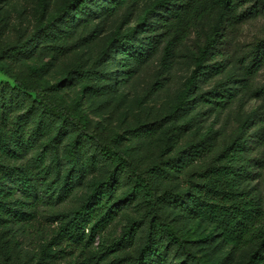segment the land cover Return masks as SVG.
<instances>
[{
  "label": "trees",
  "instance_id": "16d2710c",
  "mask_svg": "<svg viewBox=\"0 0 264 264\" xmlns=\"http://www.w3.org/2000/svg\"><path fill=\"white\" fill-rule=\"evenodd\" d=\"M48 4L39 0L32 33H0V74L9 79L0 81V264H114L119 256L124 264H230L237 256L264 264V196L255 182L264 121L230 135L202 124L264 65L263 37L238 60V75L229 67L247 16L238 0ZM191 35L193 69L165 113L117 133L84 107L115 110L142 65L159 53L168 69ZM92 45L91 60L74 55ZM133 204L137 214L119 236L87 255Z\"/></svg>",
  "mask_w": 264,
  "mask_h": 264
},
{
  "label": "rangeland",
  "instance_id": "374dc122",
  "mask_svg": "<svg viewBox=\"0 0 264 264\" xmlns=\"http://www.w3.org/2000/svg\"><path fill=\"white\" fill-rule=\"evenodd\" d=\"M62 1L48 0V3L51 8H54L59 6ZM238 4V9L246 10L247 16L239 25L238 32L232 37L229 45V67H233V72L240 65L238 60L242 59L251 44L264 37V0H238ZM39 15H41L39 0H0V33L2 39H12L32 33L35 30ZM197 47L196 36L191 35L176 49L168 69H164L160 65L159 53L150 58L146 64L139 68L135 78L119 89L116 101L112 104L116 106V103L119 102L115 110L109 109L106 113L98 110L100 102H97L93 107L86 103L84 107L95 110L97 115L93 116L94 119L101 120L105 118L107 128L117 133H125L134 124L143 121L147 113L149 116L165 113L167 108L174 103L183 82L193 69L191 54L196 51ZM95 50L93 45L85 46L76 51L74 55L84 61H89L95 56ZM242 61L245 63V60ZM57 68L60 72L61 64ZM236 72L238 75V71ZM51 76L53 78L58 77L59 73ZM219 78L221 77H217L204 85L203 89L206 90L213 86ZM0 81L9 82V79L0 74ZM237 88L239 90L236 92V97L225 108L220 117L215 118L214 115H211L203 120V126L212 124L214 130L223 128L225 134L230 135L244 122L248 124L251 121L256 124L258 121H264V65L246 81L238 82ZM121 96H124V102L120 101ZM200 131H203V129ZM255 182L264 196V169L261 177L256 179ZM84 190V188L79 189L70 199V203L66 208L78 203L82 195L80 193ZM136 214L134 204L124 209L116 220L104 230L102 236L96 239L93 249L87 255L96 254L101 243L109 245L110 242L115 240L121 233L126 221L130 217L136 216ZM45 224L51 228L55 227V224L52 225L50 222ZM226 253L227 250L218 256ZM113 262L114 264H124L121 256L114 258ZM230 264H241V257H235Z\"/></svg>",
  "mask_w": 264,
  "mask_h": 264
}]
</instances>
